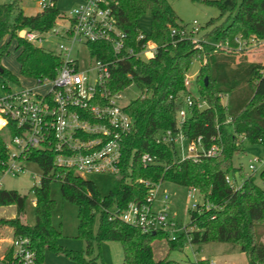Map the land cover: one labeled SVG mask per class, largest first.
Masks as SVG:
<instances>
[{"label":"trees","instance_id":"obj_1","mask_svg":"<svg viewBox=\"0 0 264 264\" xmlns=\"http://www.w3.org/2000/svg\"><path fill=\"white\" fill-rule=\"evenodd\" d=\"M191 1L219 10V15L207 22L211 26L208 34L214 37L215 43L221 40L233 45L237 34L245 38H264V0ZM146 10L151 16V31L145 33V39L160 43L156 54L146 60L129 57L114 68L109 81L112 92L134 83L145 94L131 99L124 107L131 118V129L122 140L119 171L109 191L101 194L92 180L72 169L56 166L52 151L33 149L27 158L43 172L39 182L31 187L35 197V223L31 225L21 216L25 196L15 190L1 189L0 206L14 204L17 214L12 218H0V224L8 225L14 236L29 239L37 263L42 261L45 251L50 250L79 264H97L95 260H89L93 255L96 258L94 246L118 241L123 251L122 264H163V260L153 257L152 243L160 238L166 239L169 249L186 243H229L233 249L245 254L247 264H264V242L259 240L264 235V189L254 178L244 180L238 190H232L225 181V175L230 171L242 172L240 167L233 166L235 154L241 151L238 135L250 143L264 146V65L216 60L212 54L215 45L204 42L206 59L194 76V84L197 97L205 99L208 106L189 109L185 128L190 137L201 135L205 145L210 144L212 135L218 134L223 152L196 162H178L172 148L155 139L161 130L175 125L176 104L170 96L186 90L184 77L199 49L188 38L169 35V26L182 28L184 24L179 22L167 0H119L115 9L117 23L128 34L129 45H136L140 31L137 19ZM59 13V9L53 7L27 15L20 0L0 3V40L4 37L17 40L20 48L17 60L22 76H55L60 58L17 37V31L23 28L46 30L54 24ZM8 46L9 39L0 45V61L8 52ZM88 46L91 57L111 56L108 44L104 42H90ZM0 76L17 79L4 67ZM223 97H226V103H223ZM228 117L231 122L225 123ZM4 137L0 132V161L7 157ZM144 152L157 156L158 162L143 167L139 156ZM55 180L60 183L62 197L77 207L76 236L85 243V249L81 251L61 245L62 234L52 224L55 201L50 196V183ZM140 180L152 183L166 180L196 187L211 206L202 210L190 209L187 225L192 229L179 233L175 240H169L161 231L143 232L139 227L111 217L113 208L123 209L130 201L146 198L149 187ZM96 217L98 222L94 228Z\"/></svg>","mask_w":264,"mask_h":264},{"label":"built area","instance_id":"obj_2","mask_svg":"<svg viewBox=\"0 0 264 264\" xmlns=\"http://www.w3.org/2000/svg\"><path fill=\"white\" fill-rule=\"evenodd\" d=\"M37 2L39 11L56 7V0ZM118 2L80 0L68 14L60 11L54 24L46 30L23 28L17 31V37L55 53L60 63L54 77L24 76L32 79L33 85H23L18 78L13 81L6 79L0 84L3 91L0 93V132L5 136L7 155L6 159L0 161V190L4 176H16L27 170L26 165L32 162L27 155L33 149L52 151L56 166L72 169L80 175L118 173L122 140L131 129V118L124 110L128 102H122L123 91L132 83L112 92L109 81L118 64L132 56L143 60L152 58L160 44L145 39L146 34L139 31L136 45H129L128 34L117 23L115 9ZM168 31L171 37L188 38L195 48H201L200 42L193 38L198 31L196 21L190 27L169 26ZM90 42L108 44L111 56L91 57ZM234 43L232 50L235 52L258 49L264 54V38L238 35ZM50 44L56 45V50L48 47ZM211 44L220 47L218 43ZM82 50H85L84 59L80 57ZM100 52L105 54V51ZM190 79L186 73V90L170 96L176 104L174 127L161 130L155 139L157 143L170 146L178 162H196L202 158L217 157L223 152L218 134L212 135L210 144L205 145L201 135L190 137L186 132L188 110L208 106L205 99L190 92ZM144 95L141 93L139 96ZM229 122L230 117L225 120V123ZM12 130L15 133L12 134ZM244 139L238 135L240 145ZM139 161L143 167H147L157 163L158 158L144 152L140 154ZM36 176V173H32L33 178ZM42 176L40 170L39 180ZM256 176L264 182V157L255 156L248 162V173L244 180L254 178L256 182ZM244 180L237 182L234 175H225V181L232 190L240 189ZM140 181L149 187L146 198L143 201H130L123 209L113 208L111 217L139 227L146 233L164 232L169 240H175L179 233L192 229L169 215V194L165 191L157 194L162 181ZM187 191L191 210L211 206L196 187H187ZM197 195L202 197L201 201L196 200ZM8 248V253L0 258V264H37L36 254L30 248L27 237L13 236ZM205 261L204 264H214Z\"/></svg>","mask_w":264,"mask_h":264},{"label":"rangeland","instance_id":"obj_3","mask_svg":"<svg viewBox=\"0 0 264 264\" xmlns=\"http://www.w3.org/2000/svg\"><path fill=\"white\" fill-rule=\"evenodd\" d=\"M12 0H0V3L9 2ZM80 0H56V7L59 11L68 14L73 6ZM175 10L180 23L190 27L194 21L198 25V31L193 34L196 42H200L199 53L195 55L191 61L187 74L189 75L190 85L189 90L196 95V86L194 84V76L198 72L200 65L206 59L205 41L214 43L213 36H209L210 25L207 22L219 15V10L215 7L207 6L199 2L191 0H167ZM20 5L27 15L39 12L37 0H20ZM215 21V20H214ZM137 25L140 31L149 33L151 31V16L150 12L146 10L137 19ZM240 34H237L238 36ZM235 36V37H236ZM234 37V38H235ZM9 39L8 52L1 58L0 64L14 77H17L23 85H33L32 79L25 78L20 74L19 61L17 55L20 48L17 47V40L10 37H4L0 40V45ZM205 42V43H204ZM220 44L217 50L212 51L213 57L216 60L228 61L234 63L244 64H259L264 65V54L258 52V49L236 53L227 41L217 42ZM207 44V43H206ZM53 50H56V45H48ZM233 51V54L230 52ZM82 59L85 58V50L80 53ZM12 80V79H11ZM6 81V78L0 76V84ZM13 81V80H12ZM0 88V93H2ZM141 91L137 85L132 83L123 91L122 102L126 103L131 99L138 97ZM226 103V97H223V103ZM241 151L235 154L233 159V166L241 168L242 174L235 169L230 171V175L241 182L246 178L248 173V162L253 157H264V149L259 144L250 143L248 140H242L239 146ZM26 171L16 176L6 175L2 179V189L15 190L19 194L25 196L24 210L22 218L29 224L35 223L34 205L35 197L32 192L33 184L39 182L40 169L37 164L31 162L26 165ZM32 173H36V178L32 177ZM258 175V174H257ZM82 176L86 179L92 180L98 191L101 194H106L114 183L116 175L105 173H84ZM256 183L264 189V182L256 176ZM163 191L169 194L168 206L169 215L173 216L174 220L183 225L189 223V210L191 199L188 197L187 187L176 184L170 181H162L158 185L157 194L160 195ZM50 196L55 201V207L51 213V221L53 226L58 229L62 236L60 243L64 247L72 250L81 251L85 249V243L82 239L76 236L77 234V207L75 204L65 200L60 191V183L55 180L50 183ZM197 201H201L202 197L197 195ZM17 214L16 205H2L0 206V218H12ZM98 217L95 219L96 228ZM14 235L11 234V229L8 225L0 224V246L9 247L10 241ZM153 257L155 260H163V264H204L205 258L212 261L214 264H247L246 256L243 252L233 249L229 243L210 241L200 245L186 243L182 247L169 249L166 239H155L152 243ZM229 249V250H228ZM7 250V249H6ZM0 255V258L5 255ZM93 257L89 260L97 262V264H122L123 251L121 244L118 241L103 242L99 246H94ZM87 259V258H86ZM206 262V261H205ZM37 264H79L77 261L69 257L57 254L50 250L45 251L43 259Z\"/></svg>","mask_w":264,"mask_h":264},{"label":"crops","instance_id":"obj_4","mask_svg":"<svg viewBox=\"0 0 264 264\" xmlns=\"http://www.w3.org/2000/svg\"><path fill=\"white\" fill-rule=\"evenodd\" d=\"M3 218V217H2ZM7 219V218H6ZM11 229V228H10ZM11 234H12V229H11ZM13 235V234H12ZM259 240L261 241V242H264V235H262V236H260L259 237ZM6 249H8V247H7V245H5V246H0V255H2V254H4V252H6V253H8L7 251L8 250H6ZM229 250V249H228ZM5 253V254H6ZM206 260H208V258H205Z\"/></svg>","mask_w":264,"mask_h":264},{"label":"water","instance_id":"obj_5","mask_svg":"<svg viewBox=\"0 0 264 264\" xmlns=\"http://www.w3.org/2000/svg\"><path fill=\"white\" fill-rule=\"evenodd\" d=\"M3 71V67L0 65V73ZM205 83H207V78H204ZM153 234V233H152Z\"/></svg>","mask_w":264,"mask_h":264}]
</instances>
